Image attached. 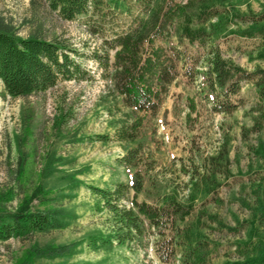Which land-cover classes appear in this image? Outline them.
Masks as SVG:
<instances>
[{"label": "trees", "instance_id": "obj_1", "mask_svg": "<svg viewBox=\"0 0 264 264\" xmlns=\"http://www.w3.org/2000/svg\"><path fill=\"white\" fill-rule=\"evenodd\" d=\"M47 2L61 18L82 21L86 31L101 40L102 49L93 50L91 56L113 87V102L105 106L111 115L127 109L116 119L112 134L95 136L124 146L126 152L118 162L129 171L130 180L105 187L87 185L97 198L98 209L109 213L106 231L89 235L88 247L95 251L127 247L147 252L152 246L162 263H171L179 256L178 264H264V0L259 10L246 0ZM230 36L250 40L248 45L239 40L236 47L250 60L259 61L253 70L236 67L223 57L221 38ZM81 54L62 38L20 37L0 28V79L12 97L46 92L60 81L92 78L77 59ZM180 77L197 87L216 114H233L245 106L244 86L254 87L253 123L242 132L245 137L259 135L258 145L250 148L262 164L257 168L250 165V197L243 199L250 216L237 218L235 225L211 210L212 204L224 202L220 192L227 182L221 177L230 175L229 142L204 161L202 170L191 171L186 194L170 178L158 177L157 159L147 149L144 126L160 113L171 85ZM189 106L193 108L195 103ZM68 182L80 183L72 175ZM39 190L37 186L15 209L6 206L15 194L13 189L0 194V240L65 228L75 218L73 211L54 202L41 207L50 200V193L54 191V201L65 196L64 191ZM141 194L144 199L139 198ZM34 200H39L37 205ZM211 230L245 235L235 239L231 245L234 249H225L227 257L216 262L224 245L209 236ZM78 246L77 242L38 246L19 264L54 259L61 260L54 264H69Z\"/></svg>", "mask_w": 264, "mask_h": 264}, {"label": "rangeland", "instance_id": "obj_2", "mask_svg": "<svg viewBox=\"0 0 264 264\" xmlns=\"http://www.w3.org/2000/svg\"><path fill=\"white\" fill-rule=\"evenodd\" d=\"M246 1L259 10L263 0ZM242 8L246 9V4ZM0 28L20 37L32 35L69 41L82 52L77 59L92 75L81 81H60L46 92L20 97L9 95L0 79V194L10 189L15 193L6 206L15 209L39 186L43 193L51 189L65 193L51 201L55 195L53 191L48 196L50 200L44 201L41 207L54 202L76 215L65 228L0 240V264H19L38 246L72 242L79 243V251L69 259V264H178L179 256L171 263L160 262L152 246L145 252L127 247L95 251L87 245L89 235L106 231L109 225L108 211L98 209L97 198L87 185L105 187L115 181L130 180L129 171L118 162L126 152L124 146L95 138L97 134H112L116 119L127 111L111 115L105 106L108 101L113 102L110 99L113 87L91 56L93 50L102 49L101 40L92 37L82 21L61 18L49 7L47 0H0ZM221 39L222 54L229 63L250 71L254 69L259 61L250 60L236 47L238 42L248 45L250 40L236 36ZM196 89L182 77L171 85L160 113L144 126L146 146L157 159L158 177L170 178L178 184L182 194H186L191 171L202 170L204 161L229 142L230 175L226 173L221 177L222 182H227L220 192L224 202L212 204L211 210L219 213L226 223L235 225L237 218L250 216L243 204V199L250 197V165L257 168L262 164L250 148V145H258L259 135L251 133L245 137L242 132L243 127L253 123L255 112H251V108L255 90L251 84H246L242 93L247 104L233 114H216ZM191 102L195 103L193 108L189 106ZM70 175L80 183L71 185ZM139 198L144 199L145 195ZM38 201L33 203L37 205ZM208 234L224 245L214 259L221 262L227 257L225 249L233 250L232 243L245 232L235 235L211 230Z\"/></svg>", "mask_w": 264, "mask_h": 264}]
</instances>
